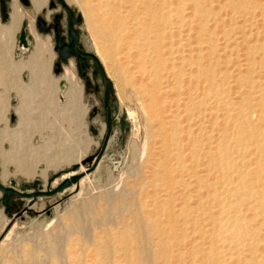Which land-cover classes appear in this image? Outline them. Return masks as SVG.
Returning a JSON list of instances; mask_svg holds the SVG:
<instances>
[{
	"label": "bare ground",
	"instance_id": "6f19581e",
	"mask_svg": "<svg viewBox=\"0 0 264 264\" xmlns=\"http://www.w3.org/2000/svg\"><path fill=\"white\" fill-rule=\"evenodd\" d=\"M11 1V13L10 7L8 12L9 20L7 19V24L0 23V40L3 43L13 36L20 27L24 16L28 14L19 5L18 0ZM138 1L142 9L141 18L145 24L144 29L142 31L140 29L142 35L140 40H144L140 42L137 37L128 41V43L131 47H135L140 54L144 53L146 55L149 52V58L144 57L147 59L144 61L148 62L150 69L145 67L144 61V64L141 62V67L143 74L146 73L148 79H150L152 88L156 89L153 93L150 91L153 101L161 102L160 110L156 106V111L157 128H159L161 135V140L158 141H161L162 147L160 150H163V159L160 158L162 160L160 166H162L164 175H160L158 179L154 178L152 182L162 180L161 185L163 188H160V190H165V197L162 200L166 204L164 206L166 218L164 221L157 218L158 209L155 196L157 192L156 189L149 190L153 192V201H149L151 203H148L146 199L141 200V198L135 200L136 202L132 201V203H136L132 205L136 206V211L129 204L132 210L135 211V213L133 212L135 217L132 222L128 219L129 223L126 224L125 222V227L129 225L134 231L131 229L126 232L123 228L124 232L128 234H123L122 231L123 235L116 236L117 234L114 233L115 237L109 232V235L106 234L107 237H105L104 233L106 231L104 232V227H101L100 234L102 235L104 232L105 238L99 236V233L95 236H91L88 232L82 235L90 238L89 240H92L93 245H95L92 246L95 253L89 245L93 250L91 256L93 264H172L174 262L171 263V259L174 256H178V262L175 264H187V262L189 264H264V0H228L231 7L230 11L236 14L235 17L240 16L239 19L242 18L243 22V26H241L242 24L239 25L242 28V30L240 29L241 34L236 35H239L240 39L243 38V42L241 41L243 44L241 45L246 50V54L244 53L246 58L244 63H241L240 60L234 62L238 66L237 74H229L227 66H224L227 69H223L222 65L224 62L231 61V57L235 53L234 49L231 51L229 49L233 47V43H230L233 34L230 31L233 30L234 26L230 27L231 30L229 31V27H226L225 23L227 21L224 22V25L222 23L223 27H221L228 28L226 33L231 34L224 38L225 41L222 47L216 41L215 29L212 31L210 29L212 27H209L211 19H214L216 24L221 19L220 15H213V12L208 8L209 4L212 8L214 1L222 2V0H160L161 2L158 4H156L157 0ZM29 2V4L33 3L32 10L38 12L45 6L47 0H32V2L29 0ZM220 6L222 8V5ZM187 8L192 9V12L188 13ZM256 15H259L261 20H258ZM195 16L198 23L203 26H199V36L196 34L198 37L194 42L190 38L191 33L188 29L192 30L193 17ZM260 21L262 24L261 30L258 29ZM25 22L27 34H29V29L32 34L30 36L35 38L34 51L30 54L31 57L25 65L40 71L44 69L43 71L46 72L45 61L50 62L54 57L49 38L46 39L38 34L34 27V19L30 18L28 22ZM230 22L232 23V21ZM186 26H188V29H186ZM249 27L251 28L249 29ZM253 27H256V29ZM234 29L236 30L235 27ZM184 31H187V33H184ZM222 32L224 34V29H222ZM235 38H238V36H235ZM235 40L237 41V39ZM107 41L109 45H105L109 46L108 49L112 51L118 43L117 39L111 36ZM18 49L22 53H27L30 47L18 46ZM143 49L147 51L144 52ZM136 53L139 58L140 54ZM144 54L143 56H145ZM235 56L237 55L235 54ZM185 64L188 65V68H184L186 67ZM242 66L244 67L242 68ZM33 73H35L34 70ZM34 76L36 77V75ZM63 77L70 84L68 90L72 103H74L73 106L83 109L81 102L82 88L78 83L76 74L70 69H65ZM50 79L54 80L53 78ZM63 82L65 88L62 90L65 91L67 85L65 81ZM233 88H237L235 89V91L237 90L236 96H232ZM182 94H186V96H180ZM61 95L63 96L61 100L64 101L65 96L62 92ZM182 115H186L187 124H184ZM147 116L149 117V114ZM5 136L7 137V135ZM96 162L98 163V158H95ZM85 170L84 166L79 168L78 165L77 168L64 174L62 178L83 173L81 171ZM7 172L4 171L2 178L6 179L9 176ZM158 173L156 171L155 175ZM185 175L189 176V180H186ZM78 181L71 186L74 187ZM58 182V180L52 181L51 187ZM182 186L184 187L182 203L179 202L180 205L176 207L175 199L178 197ZM78 188L79 184L77 185ZM107 194L109 195V193ZM192 196L195 199L194 204ZM158 198L160 199L159 196ZM107 200L109 201V198ZM113 202L110 203L113 205L115 204ZM117 202L119 200L116 201V204H118ZM149 205L152 207L147 209ZM32 206H35V204ZM92 207H95V205ZM98 207L95 208L99 209L100 207ZM103 207L101 206L102 209ZM131 207H129L130 210ZM84 209L86 211V207H80L79 205V212H75L81 223H75L76 217H74V223L76 225L81 224V227L85 226L82 225V218L85 215L84 217L81 216L82 218L79 215L82 213L80 211ZM109 209L111 208L109 207ZM90 210L93 211L94 209ZM85 211L83 212L85 213ZM93 212L95 213V211ZM101 213L99 214L103 215ZM119 213L116 217L114 216L115 219L120 218ZM107 214L108 212L104 216H107ZM108 216L110 218V215ZM122 218H120L121 222ZM92 220L94 223H99L100 218L93 216ZM118 222L120 224V221ZM103 224L107 225L106 223ZM72 226H70V231L73 230ZM85 227H88V225ZM118 227L121 229L122 226L118 225ZM118 227L113 229L116 230ZM113 229L111 228V230ZM98 230L97 232H100ZM119 232L121 233V231ZM93 234H96V231ZM61 238L63 239V237ZM77 238L75 237L73 242ZM79 238L74 242L76 245L80 242ZM77 241L78 243H76ZM85 242L86 246L87 241ZM56 247H52L49 251L60 255L61 248ZM68 247L69 249L72 248V246ZM77 249L79 248L77 247L76 251H78ZM79 251L81 252V249ZM79 251L77 253L83 257V253H79ZM84 252L88 253L85 250ZM88 254L86 255L88 256ZM90 254L88 257H90ZM73 255L71 256L73 257ZM76 256L78 255L76 254ZM60 257L57 256L61 259ZM82 257L77 258V260L69 258L72 263L75 261L73 264H86L87 261L84 262L85 257ZM88 257L85 259L88 260Z\"/></svg>",
	"mask_w": 264,
	"mask_h": 264
},
{
	"label": "rangeland",
	"instance_id": "374dc122",
	"mask_svg": "<svg viewBox=\"0 0 264 264\" xmlns=\"http://www.w3.org/2000/svg\"><path fill=\"white\" fill-rule=\"evenodd\" d=\"M53 1L55 2V6L50 7L49 0H47V3L40 11L34 12L32 10L33 6L31 4L24 5L23 3H21L20 0H18V3L22 7V9L26 13H28L24 16L22 21L28 22L30 18L34 19V27L38 32V34L46 39L49 38L48 40L51 44L54 54L53 60L49 64L50 75L55 77L54 80H52L51 84L50 83L47 84L46 81L43 80L42 76L44 75H42L41 72L44 73L43 71L44 69L40 71L38 69L35 70L30 67V69H32V73H29L27 71L26 65L28 61V56L29 58L31 57L30 54L33 53L35 47L34 36L31 37V39L29 40L30 49L28 50L27 53H22L21 51L19 53L16 52V49L18 48L17 38L22 22L18 30H16V32L9 40L8 47H4L3 49V55L5 60L2 59V62L0 61V118H5L6 121L4 123L0 122V130L2 124L10 128L12 127L15 128L18 125L17 124L18 120H16V122L13 123L11 122V114L16 112L18 113L17 108L18 106H20L21 100L26 101L28 99L30 101L29 102L27 100L28 105L26 107L27 109L25 113L27 116L29 115L31 116L29 123L26 124L25 122L20 123L23 129L22 135L19 134L17 136L16 133H14L12 136H10L9 130H7L8 132L7 137L6 136L0 137V170H1V166H3L2 168L3 169L6 168L8 171L6 172L9 175V176L7 175L8 177L6 176L7 178L5 177L6 179L2 178L3 177L2 174L4 173L2 169V171H0V176L5 182L4 183H2L1 181L0 182L4 185H7L8 180L13 178L16 180L17 187L19 188V184L21 182L32 183V181L35 178H39L45 187L47 181L50 178H53L52 179L53 182L55 180L58 181L62 180L63 179L62 176L72 171L73 166L75 164H77V166L79 165V168L80 166H84L86 170L81 171L83 172L80 174V176L82 177L79 181L77 180L78 183L75 184L74 187H72L73 185L71 187L69 186L52 196L38 197L33 203L35 204V206H31V209L36 211V213L33 216H28L25 211L22 213L24 215L23 219H21L20 216H16L17 215L16 213L18 211H21L23 210L24 207H27V203L29 201L28 199L15 198L16 206L11 208L12 216H8L5 213L4 205L0 203V264H27V263L28 264L30 263L31 264H35V263L65 264L66 262H67L66 264H73L75 261L72 263L71 261L72 258H73L72 260H77V258L82 257L79 256V254L77 253L80 249L81 252L83 253L82 258L88 257L89 254L91 253L90 257H88L89 258L88 260H90V262H88V260L84 258V262L87 261L86 264L89 263L91 264L92 261L91 256L93 255L92 251L94 250L92 246L95 245H93L92 240H89L90 238L85 236L83 237L82 235H84L87 232L91 236L98 235V233L100 234L102 231L101 227L104 228L106 227L105 229L103 228V231L107 232V233L103 232L105 234V237L109 235V232L112 235H114V233L115 235L117 234L116 236L120 234L121 235L128 234L126 232H128V230H131L132 228H130L129 225L127 226L128 228L125 226L126 224L129 223L128 219L130 220V222H132V219H134L135 217L133 215L136 211L135 208L136 206H132V205L133 204L135 205L137 199L140 198L141 200L146 199L148 200V203H151L153 201V197H152L153 192H150L149 190L152 189H156L157 192L155 195L157 198L156 207L158 209L157 218L161 219V221H164L166 218L164 214V206H166V204L162 200L165 197L164 196L165 190L162 191L160 190V188H163V186L161 185L162 180L159 181L156 180L152 182L154 178L158 179L160 175H164L161 168L162 166H160L162 161L161 159H163V154H162L163 150H160L162 144L161 141L160 142L158 141L159 139L161 140V135L159 128H157V111H156V106L160 110L161 102L157 103L153 101L152 93L154 92V90L156 91V89L152 88L153 86L151 85L150 79H148L146 73L143 74L142 71L143 69L141 67L143 61L147 60L144 57L147 56L149 58V52H147L145 55L144 53H142L143 51L141 50L142 54H140V52L137 51L135 47L133 46L131 47L130 44L128 43V41L134 40V38L137 37L140 40L142 36L140 34V29L142 31V29H144L143 26H145L143 19L141 18L142 9L140 7L139 1L138 0H64L68 5V7L72 9L71 13L73 14V18H74L73 26L76 27L78 32V44L81 46L83 50L89 51L92 55H94V59L93 58L90 59L91 68L96 66V68L98 69V75L94 78L91 76V71H90L91 68L85 70L86 72L85 77L80 74L77 67L78 66L77 62L75 61L74 57H69V59L66 62H61L62 70L59 73L54 72L55 64L56 62L59 61V57L57 52L54 50L56 40L54 37L53 29H51L50 32L49 31L44 32V31H40L37 27V17L44 19L47 23H52V21L54 20L53 19L54 16L56 14H60L61 15L60 26L65 31L67 26V11L58 0H53ZM156 2H157L156 4H158L161 1L157 0ZM228 2H229L228 0H222V2L214 1L212 8L210 7L209 4L208 8L210 9L211 12H213V15L221 16L220 17L221 19L219 20L220 24L219 22L216 24V21L214 19H211L209 21V27H212L210 28L212 29V31L215 29L216 31L215 36H217L216 41L218 42V45L221 47L224 44L225 41L224 38L233 34V36L231 35L232 38L230 41L231 44L233 43L232 44L233 47L232 48L230 47L229 49L230 51L234 49L235 53H233L231 57L232 59L231 61L224 62L225 65L224 63L222 65H223V69L228 68L227 71L229 74L230 73L237 74L238 66L234 64V62L236 63V61L240 60L241 63H244V60L246 58L245 55L246 50L241 45L243 44L242 43L243 38L240 39L239 35H236V34H241L240 32L242 28L240 27L243 26V22L241 20L242 18L239 19L240 16H238L237 18L235 17L236 14H233L232 11H230L231 10V7L229 5L230 2L229 4ZM224 4L226 7L225 6L223 7ZM220 5H222V8ZM8 6L11 9L12 2L8 3ZM187 12L188 13L192 12V9L187 8ZM213 15L210 14L212 18H214ZM233 15L235 18L233 17ZM78 16H80L81 18L79 21H77L76 19ZM256 18L258 20H261V17L259 15H256ZM196 19H197L196 16L193 17L192 30L188 29V26H186V29H188L189 33H191L190 38L194 42L199 36L198 35L199 34L198 32L200 31L199 26L201 25L198 23V19L197 20ZM8 20L2 21L0 15L1 24L4 23L7 24ZM230 21H232V23ZM224 22L227 25L225 26L229 27V29L226 27L222 28L223 25L225 24ZM229 23H231L232 25ZM202 26L203 25H201V27ZM232 26H234L236 30L234 29V27L233 30H231L230 27ZM250 28L251 27H249V29ZM253 28L256 29V27ZM261 28H262V24L260 21L258 23V29L261 30ZM222 29H224L225 31L224 34L222 32ZM227 29L229 31L231 30L230 31L231 34L226 33V31L228 32ZM64 31H63L64 33L63 38L66 40L67 36ZM112 32L114 33L112 34ZM28 33L29 35L32 36L29 29H28ZM98 33L101 34L102 37ZM184 33H187V31L186 32L184 31ZM116 34L117 35L119 34V36L117 37ZM111 36L113 38L115 37L118 42L117 45H115L116 47L113 48L112 50L113 52L110 49H108L110 48L109 46H106L107 44L109 45L107 39L110 38ZM235 36H238V38H235ZM100 37L103 39H101ZM118 39H120V41H118ZM235 39H237L238 42ZM142 40H140V42H143ZM5 43L6 42L3 43V41L0 40V54L3 44ZM143 50L144 52L147 51L146 49ZM136 52L140 54L139 58ZM7 53L9 54V58H7L6 60L5 56L7 55ZM143 54L145 56H143ZM235 54L237 56H235ZM141 56L143 57V59H141L142 58ZM145 61H144L145 67L146 68L148 67V69H150V65L148 66L147 64L148 62L146 63ZM138 62L139 63L142 62V63L139 64ZM224 66L225 67L227 66V68H224ZM243 67L244 66H242V68ZM100 68L103 70L105 76L108 79L109 90H110V95L108 97L110 98L111 102L112 101L113 102L110 113L111 131L106 141V146L104 148V151L102 152V155L98 159V163L97 162L95 163V158L102 146L107 129L106 128L107 117L102 99L104 84L101 73L99 71ZM184 68H188V65H186V67ZM65 69L72 70L76 74L77 80H79L78 83L80 82L82 84L81 85L79 83L82 88L81 102L83 105V109L76 108V110L79 111L78 117L80 118L78 124L75 123V120L72 121L64 117L65 113L62 107L64 104H66V101L58 100V95L59 93L62 92L60 87V82L65 81L63 77ZM33 70L35 73H33ZM34 75H36V77ZM87 77L88 79H90V85L86 86L85 79ZM127 79H129L130 82L129 80L127 81ZM33 82H35L34 84L35 89H39V88L46 89L47 87L49 88L52 87L53 92L52 95L50 96L51 99L49 100V98H47L48 99L47 100L45 98L46 91L43 90L42 91L39 90V92L24 91V89L27 88V84H29L30 85L29 87H31ZM94 85H97L99 87V90L97 92L94 90ZM69 88H70V84H69ZM31 89L33 88L31 87ZM233 89L234 90H232L231 92L232 96H236L237 90L235 91V89L237 88H233ZM18 93H22L23 97L19 99V103L17 104L19 97L17 96ZM68 95H69V99L72 100L69 92ZM180 96L185 97L186 94H182ZM93 108H97V112L95 114L92 112ZM73 111H74L73 108H71L70 106H68L66 109L68 115H70ZM146 114L147 115L149 114V117ZM185 119H186V115H182V120L184 124H187V121ZM158 167L159 169H157ZM156 171L157 173L159 172L157 175H155ZM185 178L186 180H189L188 175H185ZM78 184H79V188L77 189ZM157 186H159L158 191H157ZM181 188L182 189L178 194V197L175 199L176 207H178L180 203H182V199H183L182 192L184 191L183 190L184 187L182 186ZM128 192L130 195L128 194ZM107 193H109L111 197ZM101 194L102 195L105 194V195L102 196ZM157 195L160 197V199L158 198ZM112 196L114 197V199ZM118 196L123 197V199L125 197V199L123 200L121 199V197L119 198ZM0 197H1V192H0ZM107 198H109V201L107 200ZM193 198L194 197L192 196V202L194 204L195 199ZM83 200L86 201L84 202ZM118 200L119 202H117L118 204H116V201ZM129 200L131 201L129 202ZM89 201L90 203H88ZM111 201L115 203L113 204L115 206H113L112 203H110ZM132 201L135 202L132 203ZM92 204H94L95 207L97 206H99L100 208L101 206L104 207L103 209L102 208L100 209L99 207H98L99 209H97L95 207H92L94 206ZM129 204L132 207H134L135 211L132 210V207ZM79 205L80 207L81 206L86 207V211L85 209L80 211V213L82 212L83 214L81 213V215L79 216L80 218H82L81 216L84 217L85 215V217L82 218V225L83 224L85 226L88 225V227L85 226L81 227V224H79L80 226L75 224L76 222L81 223L80 219L75 215L76 214L75 212H79L78 210ZM110 205L113 207H111ZM126 205L128 206V208H126L127 207ZM109 207L111 209H109ZM114 207L115 209L113 210ZM123 207H125L126 209ZM129 207H131V210ZM150 207L152 206L149 205L147 209H149ZM49 208H52V214L50 216L47 215L44 211L45 209H49ZM90 209H94L93 211H95V213ZM83 211H85V213ZM106 211L108 212L107 216L110 215V218H108L109 216L108 217L104 216V214L106 215L107 213ZM101 212L103 213V215L99 214ZM117 213L120 214V215L118 214L120 218L122 217L125 218L124 219L125 221L122 218V222L124 221V224L121 222L120 218L117 217L116 218L117 220L115 219ZM130 214L132 215L129 216ZM98 215L101 217H99ZM93 216L100 218L99 223H94V221L92 220ZM74 217H76L75 219L76 221L74 220ZM84 219L88 223H86ZM102 221L107 225H104ZM118 221H120V224ZM71 224L74 226H72ZM98 224L99 225L102 224L104 226H99ZM110 225L112 227H108ZM118 225L122 226L121 229L118 227ZM70 226H72L73 229L71 231H70L71 229ZM113 226H115L116 228L118 227V229L120 230L118 229H116L117 231L114 230L113 228L115 227ZM111 228L114 230V232H112L113 230H111ZM123 228H125L126 232H124ZM92 229H96V230L92 231ZM84 230L85 232H83ZM97 230L98 231L101 230V231L97 232ZM132 230L134 231V229ZM73 231L77 233L75 232L73 233ZM95 231L96 234H93L95 233ZM119 231H121V233ZM103 233L102 235L100 234L99 236H103V238H105ZM61 237H63V239ZM75 237L81 238V239L79 238V241L80 242L82 241L81 242L82 245L80 242L78 243V241L76 242L78 243L77 245L74 243L76 240H78V238L73 242V239H75ZM85 241H87V245L88 246L90 245L93 250L91 249L90 246L89 248L91 250L89 248H88L89 250L87 249L88 246L87 245L85 246L86 244ZM53 244L56 245L54 246ZM67 245L72 246V248L70 247L69 249ZM56 246H58L59 248ZM73 246L75 248V251L73 249ZM52 247L53 248L56 247L58 249L61 248L60 250L61 254L57 255L52 253V251H49L51 250ZM77 247L79 248L77 249L78 251H76ZM71 249H73V251H71ZM84 250L90 253L88 254L84 252ZM66 251L67 253H69L68 251H71L69 253L71 255L76 253L79 257L76 256V254H74L72 257L71 255L67 254ZM81 252L79 251V253ZM86 254H88V256ZM57 256L59 257L63 256V257H60L61 259H59L57 258ZM68 256L71 257V259ZM74 257H76V259H74ZM172 261L174 263H172ZM176 262H178V256L172 257L171 263L175 264ZM187 264H189V262H187Z\"/></svg>",
	"mask_w": 264,
	"mask_h": 264
},
{
	"label": "water",
	"instance_id": "95a60500",
	"mask_svg": "<svg viewBox=\"0 0 264 264\" xmlns=\"http://www.w3.org/2000/svg\"><path fill=\"white\" fill-rule=\"evenodd\" d=\"M24 5H29V0H20ZM66 9V11L68 12V30H69V36L71 38L70 42H62L61 44H56L54 46V50L57 52L58 57H59V61H66L68 59V57L71 54H74L75 52H79V53H88L85 50H82L81 46L77 45L76 43H78V32L76 27L73 26L72 23V9H70V7H68V5L66 4V2L64 0H58ZM10 2V0H0V15H1V20L5 21L8 19L9 17V6L8 3ZM58 17V16H57ZM77 21H79L81 18L80 16H78ZM37 27L40 31H44L47 32L48 29L45 27V21L42 20L41 18L37 19ZM58 28V24L56 25V30ZM31 39V36L29 34H27L26 31V22L22 21L20 30H19V34H18V38H17V44L18 46H23V47H28V40ZM19 49H16V52L19 53ZM91 54V53H89ZM94 57V55H93ZM62 70L60 63L56 62L55 64V68H54V72L55 73H59ZM101 74L107 84V88L109 87V82L107 77L105 76L103 70L100 68ZM60 87L61 89L65 88V84L63 81L60 82ZM60 98L63 99V96L60 94ZM113 102V101H112ZM15 121V115L12 113L11 114V122L13 123ZM106 135L104 137V141L102 143V146L99 150V152L97 153L96 158H100V156L102 155V152L104 151V148L106 146V141L108 139V136L110 134L111 131V117L110 115H108L107 117V127H106ZM77 164H75L73 166V169L77 168ZM80 174H75V175H71L69 177L63 178L62 180H60L55 186L51 187V183H52V179L50 178L47 183L46 186L44 187L42 181L39 178H35L32 183H26V182H21L19 184V188L17 187V182L15 179L11 178L8 180V184L4 185L0 182V192H1V197H0V203L4 205V211L8 216H12L11 213V209L10 207L14 206L15 203L14 201L16 200L15 198H20V199H28V203H27V207H24L23 210L18 211L16 214V216H20L21 219L24 218V215L22 214L24 211L26 212V214L28 216H33L36 211L31 209L32 204L35 202V200L40 197V196H52L62 190H64L65 188L71 186L72 184L76 183L77 180L80 178ZM45 213L47 215H51L52 214V208L46 209Z\"/></svg>",
	"mask_w": 264,
	"mask_h": 264
},
{
	"label": "crops",
	"instance_id": "0c3cea01",
	"mask_svg": "<svg viewBox=\"0 0 264 264\" xmlns=\"http://www.w3.org/2000/svg\"><path fill=\"white\" fill-rule=\"evenodd\" d=\"M32 2V1H31ZM31 5H32V3H31ZM10 13H11V9H10ZM11 39V38H10ZM9 39V40H10ZM9 40L8 41H6V43L5 44H3V47H2V49H1V54H0V59L2 60V59H4V55H3V49H4V47H8V43L7 42H9ZM2 41V40H1ZM4 45H6V46H4ZM6 57V60H7V58H9V54L7 53V55L5 56ZM28 59H29V56H28ZM9 61V60H8ZM29 61V60H28ZM2 62V61H1ZM47 62H48V60H46L45 61V69H46V72L44 71V73H42L43 75H44V77H43V79L45 80V81H47L46 83L48 84V83H50L51 84V82H52V80L50 79V78H55V77H53V76H51L49 73V71H50V68H49V64L52 62V61H50V62H48V64H47ZM28 63V62H27ZM30 70V71H29ZM36 70V69H35ZM27 71L29 72V73H31L32 72V70L30 69V68H28L27 67ZM48 74V75H47ZM46 75V76H45ZM49 76V77H48ZM46 78V79H45ZM35 80V79H34ZM50 80H51V82H50ZM49 81V82H48ZM66 81V80H65ZM67 83V82H66ZM34 84H35V82H33L32 83V85H31V87L33 88V89H31V87H29L30 85L29 84H27V88L26 89H24V91H29V92H39V90L40 91H46V96H45V98L47 99V98H49V100L51 99V95H52V92H53V88L52 87H47L46 89L45 88H43V89H41V88H39V89H35V86H34ZM67 85V88H66V90L65 91H63L62 89H61V91H62V93L64 94V96H65V100L64 101H66V103L67 104H64L63 105V107H62V109H63V111H64V117H66V119H70V120H72V121H74L75 120V123L76 124H78L79 123V117H78V114H79V111L78 110H76V107L77 106H73V104L74 103H72V100H70L69 99V97H68V89H69V84L67 83L66 84ZM27 93V92H26ZM28 94V93H27ZM37 94V93H36ZM60 94L61 93H59V95H58V100L59 101H62L61 100V98H60ZM45 95V94H44ZM17 96H19L18 97V102H17V104L19 103V99L20 98H22L23 97V95H22V93H18L17 94ZM28 100V99H27ZM27 100L26 101H20V106H18V108H17V111H18V113L16 112V113H13V114H15V121L14 122H16V120H18L17 121V126L15 127V128H10V127H8V126H5L4 124H2L1 125V130H0V137H3V136H5V135H7L8 134V132L6 131V129L8 130V128H9V135L10 136H12L14 133H16V135L18 136L19 134H21L22 135V126H21V124L20 123H22V122H25V123H29V120H30V116L31 115H29V116H27L26 115V113H25V111H26V107H27ZM48 100V99H47ZM71 102H70V101ZM29 101V100H28ZM30 102V101H29ZM70 103V104H69ZM68 106H72L71 108H73V112L70 114V115H68V113L66 112V109H67V107ZM78 109V108H77ZM24 114V115H23ZM6 121V119L5 118H0V122H5ZM3 127V128H2ZM6 133V134H5ZM1 165H2V162H1ZM3 166H1V170L0 171H2V168ZM3 171H7V169L5 168V169H3ZM0 181L1 182H5L2 178H1V176H0Z\"/></svg>",
	"mask_w": 264,
	"mask_h": 264
},
{
	"label": "flooded vegetation",
	"instance_id": "af4514ba",
	"mask_svg": "<svg viewBox=\"0 0 264 264\" xmlns=\"http://www.w3.org/2000/svg\"><path fill=\"white\" fill-rule=\"evenodd\" d=\"M32 1V0H31ZM12 2V1H11ZM10 2V3H11ZM22 3V2H21ZM33 4V3H32ZM49 5H50V7H53V6H55V2L53 1V0H49ZM33 6V5H32ZM71 15H72V23H73V25H74V18H73V14L71 13ZM58 16V17H57ZM38 18H40V17H37V19ZM60 18H61V15L60 14H56L55 16H54V20L52 21V23H47L44 19H42V20H44L45 21V27L48 29V31L50 32L51 31V29H53V33H54V37H55V40H56V43H55V45L56 44H61L62 42H67V43H69L70 42V40H71V38H70V36H69V30H68V12H67V26H66V29H65V31H64V29L60 26ZM58 24V28H57V30H56V25ZM47 31V32H48ZM63 31L66 33V36H67V39L65 40L64 38H63V36H64V33H63ZM78 46H79V44L78 43H76ZM83 50V49H82ZM86 52H88V53H79V52H75L74 54H71L69 57H74L75 58V61L77 62V67H78V70H79V72H80V74L82 75V76H86V72H85V70L86 69H89V68H91V62H90V59H94V57H93V55L92 54H89L90 52L89 51H86ZM69 57H68V59H69ZM67 59V60H68ZM66 60V61H67ZM66 61H58L59 63H60V66H61V62H66ZM95 63H96V60H95ZM62 68V67H61ZM91 76L94 78V77H96L97 75H98V69L96 68V66H94L93 68H91ZM99 71H100V69H99ZM65 73V72H64ZM100 73H101V71H100ZM101 76H102V74H101ZM102 79H103V94H102V99H103V105H104V108H105V112H106V117H108V115H110V113H111V109H112V102H111V100H110V98L108 97L109 95H110V90H109V87L107 88V84H106V82H105V80H104V78H103V76H102ZM79 81V80H78ZM80 83V82H79ZM81 84V83H80ZM82 85V84H81ZM85 85L87 86V85H90V79H88V77L85 79ZM109 86V85H108ZM94 90L97 92L98 90H99V87L97 86V85H94ZM92 112L95 114L96 112H97V108H93L92 109ZM14 203H15V201H14ZM16 206V204L14 205V206H12V207H10V209L11 208H13V207H15Z\"/></svg>",
	"mask_w": 264,
	"mask_h": 264
}]
</instances>
